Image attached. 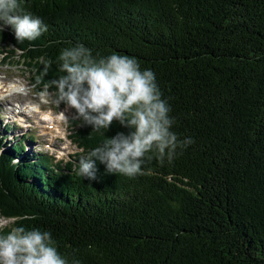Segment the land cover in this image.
I'll use <instances>...</instances> for the list:
<instances>
[{
    "label": "trees",
    "instance_id": "1",
    "mask_svg": "<svg viewBox=\"0 0 264 264\" xmlns=\"http://www.w3.org/2000/svg\"><path fill=\"white\" fill-rule=\"evenodd\" d=\"M79 1L93 3L81 6L86 26L55 21ZM23 5L48 31L20 43L17 62L43 84L59 75L56 61L69 41L94 55L134 56L156 74L172 131L195 143L135 178L107 176L98 164L95 180L77 174L79 157L72 174L49 167L43 154L14 165L25 151L8 145L0 158V217L35 216L20 223L50 231L70 264H264V0ZM42 58L53 64L46 75ZM102 131L84 127L75 136L92 149L127 129L114 123Z\"/></svg>",
    "mask_w": 264,
    "mask_h": 264
},
{
    "label": "clouds",
    "instance_id": "2",
    "mask_svg": "<svg viewBox=\"0 0 264 264\" xmlns=\"http://www.w3.org/2000/svg\"><path fill=\"white\" fill-rule=\"evenodd\" d=\"M9 26L18 44L35 41L48 31L44 20L28 11L23 0H0V32ZM40 63L45 75L53 67L50 60L42 58ZM56 71L59 75L39 91H34L41 83L39 77L29 85L17 77L0 74V100L22 98L8 111L15 113L12 118L25 129L33 125L48 128L47 122L41 121V113L35 111L44 105L59 109L58 116L65 122L69 118L77 120L80 127H91L101 135L114 123L127 129L108 136L87 155L80 156L78 175L95 180L98 164L105 166L107 174L127 178L147 175L151 168L145 166L153 160L172 163L195 143L192 137L181 138L172 131L175 118L162 98L156 74L142 69L136 57L116 52L94 55L84 44L69 41L59 53ZM21 112L24 116L19 115ZM12 163L19 165L20 161L13 159ZM35 219L30 215L0 217V264H70L50 231L20 223Z\"/></svg>",
    "mask_w": 264,
    "mask_h": 264
},
{
    "label": "rangeland",
    "instance_id": "3",
    "mask_svg": "<svg viewBox=\"0 0 264 264\" xmlns=\"http://www.w3.org/2000/svg\"><path fill=\"white\" fill-rule=\"evenodd\" d=\"M81 3H82V1H79V3L76 4V6L69 8L67 10H64L62 13H59L58 14V15H60L59 18H58V15L54 16L56 18L55 21L59 22L63 19H66L67 21L72 22L74 24L81 25L82 22L86 23L89 20V17L87 14H85L81 10V6L87 8L88 6L93 5V3L92 2L91 3H82V4ZM69 18L72 20H70ZM92 22H94V19L90 18V24ZM84 26H86V25L85 24L81 25V27H84ZM0 33L6 34L5 37L0 36V41L2 42V44L0 45L1 51L4 50L7 53V56L9 57L8 60L10 62H13V63H10L11 65H13V64H15L14 61L22 59L20 56V54L24 53L22 50V47L19 44H17L16 41H14L12 39V37H14V36L10 33V26L5 31L0 32ZM6 53H4V54H6ZM1 58L2 57H0V59ZM25 68L30 69L31 67L26 66ZM25 68H23V66L20 64L17 65V67L16 66L9 67V66H7V64L0 62V69H2V70L13 71L14 73L22 72V74L25 77H28L30 75L32 77L35 76L36 78L39 77L41 80V83L43 82L42 77H40L38 74H35V72H33L31 70H26ZM2 107H3V105H0V109ZM2 125L4 126V123ZM2 125H0V130H4ZM37 134H38V139H34V142L32 143V145H30L31 148L27 147L25 145V143H23V141L21 144H20V142H17L18 140L13 142V139L17 136V134L13 133L12 130H4L2 135H1V138L7 140L8 141L7 145H9V146L10 145H18V146L22 145L20 147H23L25 154L21 155V153H19V154L14 155V159H19V161L22 160L23 156H26V154L29 155L30 159H32V160L37 159V161L40 159L41 153L48 152V154L54 155L53 154V152H54L53 148L54 147H53V145H50L51 139L48 136L43 135L41 130H38ZM102 136H105V135H102ZM57 143L59 144V146H62V147H64L65 145L68 146V148L65 152L66 155L64 156V160L68 159L69 156L71 155V153L74 152L73 144H70V141H68V140L64 141V142L59 141ZM49 145H50V148L48 147ZM57 153L55 155H57ZM107 176H114V175H107ZM103 177L105 178L106 176H103Z\"/></svg>",
    "mask_w": 264,
    "mask_h": 264
},
{
    "label": "bare ground",
    "instance_id": "4",
    "mask_svg": "<svg viewBox=\"0 0 264 264\" xmlns=\"http://www.w3.org/2000/svg\"><path fill=\"white\" fill-rule=\"evenodd\" d=\"M25 45V44H24ZM35 55V54H34Z\"/></svg>",
    "mask_w": 264,
    "mask_h": 264
}]
</instances>
